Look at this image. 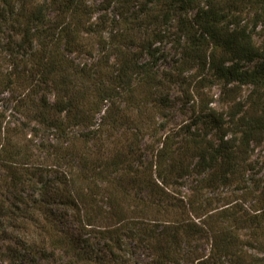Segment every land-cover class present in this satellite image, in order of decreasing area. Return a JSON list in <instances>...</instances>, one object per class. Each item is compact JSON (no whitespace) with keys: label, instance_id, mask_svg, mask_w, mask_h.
I'll list each match as a JSON object with an SVG mask.
<instances>
[{"label":"trees","instance_id":"trees-1","mask_svg":"<svg viewBox=\"0 0 264 264\" xmlns=\"http://www.w3.org/2000/svg\"><path fill=\"white\" fill-rule=\"evenodd\" d=\"M17 2L0 0V31L9 28L12 39L5 52L15 69L37 57L31 63L43 82L50 80L55 98L50 103L43 95L34 117L57 143L46 170L17 147L7 158L32 193L12 181L13 191L0 196L1 264H259L264 257L248 249L264 253V185L249 171L255 169L250 155L264 140V0H103L97 6L42 0L29 9ZM100 8L105 12L92 19ZM132 14L140 37L120 27ZM87 40L101 54L90 65H75L64 53L85 50ZM165 41L179 53L178 70L158 77L154 67L163 52L156 44ZM193 66L195 77H183ZM211 77L230 107L220 112L199 102L191 124L165 135L155 162L144 165L145 125L124 118L141 100L138 89L155 95L165 117L172 86L193 82V91L182 89L184 97L200 98ZM33 82L30 87L39 86ZM244 86L250 87L245 95ZM108 122L110 134L126 123L124 146L95 154L77 147L72 128H85L80 139L87 145L107 132ZM166 126L158 122V129ZM193 175L196 183H185ZM234 183L254 197L244 201L261 207L248 209L226 196L223 188ZM185 185L188 196L177 189ZM142 248L152 254L149 261L138 259Z\"/></svg>","mask_w":264,"mask_h":264},{"label":"rangeland","instance_id":"rangeland-1","mask_svg":"<svg viewBox=\"0 0 264 264\" xmlns=\"http://www.w3.org/2000/svg\"><path fill=\"white\" fill-rule=\"evenodd\" d=\"M21 0H15V2ZM42 0H22L27 6V9L37 2ZM103 0H88V3L91 5H99ZM18 3V2H17ZM104 9L100 8L98 12L93 14L92 19L96 20V17L100 13H104ZM110 13V12H109ZM111 16V15H109ZM139 18L137 14H132L128 19L126 24H123L120 27L124 28H133L135 35L137 37L142 36V29L137 28L139 23ZM6 28V26H5ZM0 31V196L4 198L5 192L7 190L13 191L12 181H14V187L19 189L20 192L31 194L29 183L27 181L19 182L15 177V164H10L7 161V158L13 152L15 153V147L22 151V153L32 154L31 160L36 162L39 167L43 170H46V165L51 162V158L48 154L51 152V144H55L56 139L51 134L52 130L49 131L44 126L39 123L35 117V111L37 108V101L45 95L48 102H53L55 98L54 90L51 88L50 80L48 82H43V72L38 71L35 68V65H32L37 59H30L29 62L23 64V60H20L19 64L15 69V60L9 58L8 53L5 52L4 44L6 42H11L10 39V30ZM105 36L106 33H105ZM10 39V40H9ZM86 48L85 50H72L65 51V56L72 61L75 65H90L95 62L96 59L101 54L97 47L96 42L92 40L85 41ZM155 46V45H154ZM61 45V49H62ZM156 47L160 52H163V55L159 57L160 60L156 62L154 67L158 77L168 75L169 72H174L178 70L176 66L177 57L179 53L175 51L170 42H163L156 44ZM10 50H15V42H13L9 48ZM158 57V56H156ZM15 59V56H13ZM32 60V63H31ZM143 60H148L145 56ZM191 71H186L183 73V77L186 79H191L190 75L195 77L196 66ZM37 72V73H36ZM18 74L16 79L15 75ZM33 78L34 84H39L38 87L32 88L31 79ZM10 79L11 83L8 88H4L7 84V80ZM211 81L208 84L204 85L201 90L200 98L191 96L188 98L184 97L183 88H189L190 91L194 90L193 82L188 84V80L184 83L183 86L175 85L170 88V99H171V108L165 110V117L162 116V111L156 108L155 95L149 96V90L140 87L137 91V96L141 100L135 102V106L131 104L130 110L125 114L124 118L130 121L133 124V120H138L139 122L145 125V135L140 141V150L143 153V164H151L155 162V150L157 146L161 144V140L165 135L173 136L174 133L180 130V127H184L187 124H191L195 112L197 111V105L200 102V105L203 102H208L214 109L220 112H225L231 105V101L225 97L221 92V84L218 80L211 77ZM32 88V89H31ZM44 90V89H47ZM35 89V90H34ZM250 90V87H242V94L245 95ZM148 96V97H146ZM202 97V99H201ZM137 98V97H136ZM199 98V99H198ZM35 102V103H34ZM107 103H104L102 106L101 112L96 116V120H100V115L104 113V109ZM166 121L167 126L165 129H158V122ZM125 122H119L114 129H111V134L109 133V128L113 127V123L108 122L106 125L107 132L98 137L93 141L88 142L87 145L83 144V140L80 139L82 132L85 128L83 126H76L72 128L71 135L76 145L79 149H88L92 150L94 154L97 151L105 152L110 147H122L126 144L127 139L130 135L125 132ZM127 127V126H126ZM193 129V128H192ZM156 130V132H155ZM155 133V134H154ZM179 137L174 139V144L179 143ZM28 151V152H27ZM48 156V158H46ZM250 159L255 165V169L249 171V174L255 179L260 181L261 185H264V140L262 143L254 147L253 152L250 155ZM24 167H19V170H24ZM248 173H246V176ZM19 176V175H18ZM197 176L193 175L186 179L185 183L188 185H194L196 183ZM17 181V182H16ZM11 185V186H10ZM9 186V187H8ZM181 194L188 196L189 189L185 186H179L177 188ZM223 191L226 196L231 198H238L244 201V198L252 199L249 196H243L241 193V187L237 188L235 183L232 186L223 188ZM15 192V190H14ZM256 196V193L254 194ZM11 197V196H10ZM243 198V199H242ZM244 201L245 206L250 209L252 206L261 207L259 203L253 204L250 200ZM1 229H0V251L5 246V242L1 241ZM264 241V240H263ZM10 243V242H9ZM258 246V244H256ZM138 259L140 261H149L152 258V254L148 249H139ZM201 251L205 254L209 253V245L204 244L201 246ZM248 254L255 255L257 257H264V253L257 251L253 248L248 249ZM1 257V256H0ZM1 264V262H0ZM6 264V262H4ZM259 264H264V258L259 262Z\"/></svg>","mask_w":264,"mask_h":264}]
</instances>
